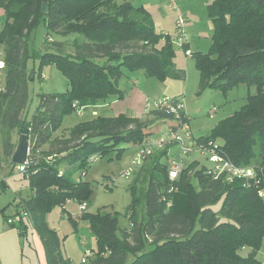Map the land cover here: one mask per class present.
Instances as JSON below:
<instances>
[{"label": "trees", "instance_id": "1", "mask_svg": "<svg viewBox=\"0 0 264 264\" xmlns=\"http://www.w3.org/2000/svg\"><path fill=\"white\" fill-rule=\"evenodd\" d=\"M0 9L5 63L0 139L12 166L18 145L14 138L22 129L29 131L24 175L32 194L19 199L14 219L26 212L49 264H71L45 221L47 212L72 199L87 203L93 189L83 177L92 158L120 156L123 144L142 147L161 124L177 129L180 119L188 123L189 118L185 107L179 109L180 118L156 108L146 120L97 117L74 126L66 137H55L64 117L123 99V69L161 81L184 79L186 74L175 67L172 37L158 33L149 10L131 1L0 0ZM209 12L213 48L208 54L192 53L202 88L228 90L247 84L257 93L210 136L194 139L214 148L224 162L251 169L253 177H232L225 171L216 178L213 168L194 161L171 180L161 156L145 174L144 162L130 185L135 194L130 230L119 231L116 214L87 215L99 250L84 264H261L256 254L264 237V0H214ZM42 25L47 30L42 51L32 53L33 33ZM30 60L57 67L69 88L64 94H41L29 120ZM142 202L139 220L136 210ZM245 248L250 251L243 256Z\"/></svg>", "mask_w": 264, "mask_h": 264}, {"label": "rangeland", "instance_id": "2", "mask_svg": "<svg viewBox=\"0 0 264 264\" xmlns=\"http://www.w3.org/2000/svg\"><path fill=\"white\" fill-rule=\"evenodd\" d=\"M128 1H134L136 6H144L148 9L144 1ZM175 1L179 8L178 11L169 6V0H163V3L148 10L153 18L156 31L172 37L176 53L175 67L184 71L186 77L184 79L170 77L161 81L146 76L143 71L132 72L123 69V76L119 85L124 91L125 97L117 101L126 102L128 89L132 88L128 86L129 82L139 81L142 89L146 90L147 96L144 101V113L142 117L136 118L146 120L150 118L151 112L156 109V104L160 100L181 96L189 118L188 128L192 135L199 139L210 136L223 120L241 111L248 104L249 97L257 93V88L255 86L250 87L247 84H240L228 90L202 88L201 74L192 53L208 54L213 48L214 29L209 4L204 0ZM180 19L184 22V32L188 42L185 47L178 46L175 42L178 35L177 22ZM46 32V28L42 25L33 33L29 46L32 53L42 51ZM53 38L59 39L56 35ZM0 52V61L4 62L3 49ZM29 70L31 74L34 73V78L29 80L30 101L27 108V118L30 120L38 106L39 96L41 94L66 93L69 88V80L57 67L53 65L42 67L39 61L30 60ZM4 85L5 72L2 70L0 73V87L3 88ZM114 102V100H111L102 103L103 105L88 106L67 114L64 117L61 129L55 134V137H66L69 130L74 126L92 121L97 117H116ZM93 111H97L98 115H93ZM129 115L131 114H123V116L131 117ZM170 125V123L161 124L158 132L150 138L154 151L143 164L144 167L141 169L144 171L143 174L150 169V166L160 156L163 163H167L169 158L179 160L183 165V169L194 161L208 168L215 166V159L210 154L205 155L195 150L189 156H184L178 145H168ZM14 140L18 142V135L15 136ZM45 148L47 149L48 146ZM120 148L123 149L120 156L113 153L112 156L103 157L92 162L88 167L83 180L90 183L93 193L84 207L77 200L72 199L63 205L55 206L44 216L49 229L56 234L61 255L64 259L69 260L71 264H84L91 254L99 250L95 233L90 226L87 215H96L98 212L116 214L119 231H129L131 228V207L135 201V194L131 191L130 185L134 179L138 178V174L135 173L132 177H127L123 172L133 166V157L141 147L140 145L123 144ZM10 165V159L4 156L0 139V225H9V221H13L17 210L15 195H19V201L21 193L23 197H27L31 191L30 180L25 177L24 173H16L20 166H13V169H9ZM139 169L140 167L136 168V171ZM3 180L6 181L5 186L1 185L4 184ZM114 180V184L109 185ZM143 188L144 184L139 182L137 189L142 191ZM4 213L10 216L9 221L5 219ZM84 214L85 217H83ZM143 214L144 202L136 210L139 220H142ZM26 223L28 232L21 238L28 257H26L24 263L40 264L38 254L33 251L32 253L29 249V243H34L33 235L40 236L39 232L33 226L32 220H28ZM249 251V248H245L241 255L245 256ZM256 258L261 264H264V237Z\"/></svg>", "mask_w": 264, "mask_h": 264}, {"label": "built area", "instance_id": "3", "mask_svg": "<svg viewBox=\"0 0 264 264\" xmlns=\"http://www.w3.org/2000/svg\"><path fill=\"white\" fill-rule=\"evenodd\" d=\"M170 7L174 10H179L178 5L175 0H170ZM177 28H178V35L175 39V42L178 46L185 47L188 42L187 38L184 32V22L182 19H180L177 22ZM1 54V52H0ZM5 69V63L0 61V73L2 70ZM2 88L0 87V91ZM174 102H177L178 104L175 105ZM184 101L182 99H176L175 101L169 98H164L160 100L156 104L157 109H164L166 111L172 112L176 115L177 118H180L179 115V109L184 108ZM179 126L177 129L170 128L169 134H170V141L168 145L176 144L180 147V151L182 155L189 156L192 152L195 150H198L202 152L203 154L207 155L210 154L215 159V166L213 167V174L216 175V178L223 172L229 173L232 177H244V178H252L253 177V171L251 169H243L234 167L230 163L224 162L223 159L217 155L216 150L212 147L199 145L195 139L192 133L190 132V129L188 128V123H183L181 119L179 120ZM154 151V146L152 145V141L149 139L147 140L144 145L136 152L135 156L132 160V167L129 170H126L123 172V174L127 177H132L136 173V168L141 167L142 164L145 162V160L152 155ZM28 161V160H27ZM92 162L97 161L95 158H92ZM168 169H169V176L171 180H176L182 169L183 165L179 160H175L174 158H169L167 161ZM20 166L18 168V171L16 173L25 172V165H18ZM4 181V180H3ZM115 182L112 181L109 183V185H113ZM261 195L264 196V193L261 192ZM86 203H83L82 206L84 207ZM27 216L26 212L22 213L21 216L16 217L13 219V221H9V224H15L17 220H21V217Z\"/></svg>", "mask_w": 264, "mask_h": 264}, {"label": "crops", "instance_id": "4", "mask_svg": "<svg viewBox=\"0 0 264 264\" xmlns=\"http://www.w3.org/2000/svg\"><path fill=\"white\" fill-rule=\"evenodd\" d=\"M138 1L146 2V6H148L147 7L148 9L152 7H156L160 5L161 3H163L162 2L163 0H138ZM204 1L207 2V4H211L214 0H212V2L211 0H204ZM131 2L134 4V1H131ZM169 6H170V0H169ZM3 15L4 13L0 9V29H1V26L4 20ZM212 27H213V24H212ZM128 86L132 88L128 89L126 102L122 103L117 100H114L116 117L121 116L125 113H128V114H131L129 116H131L132 118H136V117L140 118L142 117L144 113V109H145L144 101L147 96L146 90L142 89L139 81L137 80L133 82H129ZM93 115L97 116L98 112L93 111ZM9 169H13V166L10 165ZM2 182L4 184H1V185L5 186L6 181L4 180ZM31 194H32V191H30L27 197H23L21 193L22 196L20 195V198L27 200L30 198ZM15 196H16L15 201H17L18 203L19 195H15ZM17 212H18V208L16 210L15 215L17 214ZM28 220H31V219H28L27 217L25 218L23 217L22 225L19 222V220H17L15 224L0 225V264H25L24 262L27 256H26V250L24 248V243L22 242L21 238L25 236V234L28 232V227L26 223V221ZM33 236H34V243L33 242L29 243L30 251L36 252L38 254L40 264H49L47 255H46V249H45V246L43 244L41 237L38 235H33Z\"/></svg>", "mask_w": 264, "mask_h": 264}, {"label": "water", "instance_id": "5", "mask_svg": "<svg viewBox=\"0 0 264 264\" xmlns=\"http://www.w3.org/2000/svg\"><path fill=\"white\" fill-rule=\"evenodd\" d=\"M47 5L44 4L43 11L45 12ZM31 78H34V73L31 74ZM30 152L29 148V131L27 129H22L20 131V137L18 140L17 149L12 157V162L14 165H25L28 160V155Z\"/></svg>", "mask_w": 264, "mask_h": 264}]
</instances>
